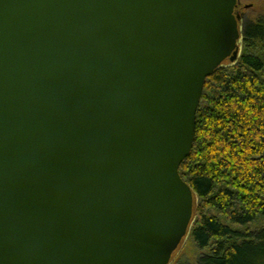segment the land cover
Masks as SVG:
<instances>
[{
  "label": "water",
  "instance_id": "95a60500",
  "mask_svg": "<svg viewBox=\"0 0 264 264\" xmlns=\"http://www.w3.org/2000/svg\"><path fill=\"white\" fill-rule=\"evenodd\" d=\"M238 2L0 0V264H171Z\"/></svg>",
  "mask_w": 264,
  "mask_h": 264
},
{
  "label": "trees",
  "instance_id": "16d2710c",
  "mask_svg": "<svg viewBox=\"0 0 264 264\" xmlns=\"http://www.w3.org/2000/svg\"><path fill=\"white\" fill-rule=\"evenodd\" d=\"M241 53L205 81L181 179L198 264H264V19L242 24ZM205 252V254H203Z\"/></svg>",
  "mask_w": 264,
  "mask_h": 264
},
{
  "label": "rangeland",
  "instance_id": "374dc122",
  "mask_svg": "<svg viewBox=\"0 0 264 264\" xmlns=\"http://www.w3.org/2000/svg\"><path fill=\"white\" fill-rule=\"evenodd\" d=\"M238 11L243 14V22L246 19L253 21L264 19V0H239ZM240 53L241 49L239 56ZM175 251L170 261L171 264H198L201 251L196 249L192 240L187 236Z\"/></svg>",
  "mask_w": 264,
  "mask_h": 264
},
{
  "label": "flooded vegetation",
  "instance_id": "af4514ba",
  "mask_svg": "<svg viewBox=\"0 0 264 264\" xmlns=\"http://www.w3.org/2000/svg\"><path fill=\"white\" fill-rule=\"evenodd\" d=\"M234 12L236 13V15L240 16V23L242 25L244 18H243V14L240 11H238V6L235 8V11Z\"/></svg>",
  "mask_w": 264,
  "mask_h": 264
}]
</instances>
